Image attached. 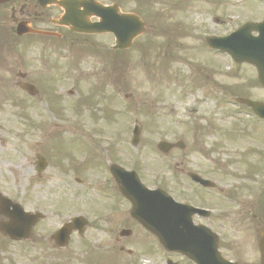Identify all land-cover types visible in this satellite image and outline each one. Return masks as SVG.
<instances>
[{
    "label": "rangeland",
    "instance_id": "374dc122",
    "mask_svg": "<svg viewBox=\"0 0 264 264\" xmlns=\"http://www.w3.org/2000/svg\"><path fill=\"white\" fill-rule=\"evenodd\" d=\"M183 1L184 3H182ZM173 3L178 7L181 5H185V7L179 11ZM240 3V0H155L151 4V12L156 13L158 16L156 25L162 23V28L156 26L151 29L150 37L141 38L138 43L139 47L143 46L140 48V53L136 52L135 54L133 51H129L123 54H114L112 59L123 65L116 73L117 77L105 73L104 70H107L108 63H98L99 66H93L96 61L94 58H89L90 64H82L83 71L89 72L88 83L84 85L87 89L81 85L82 92L87 90L90 94H94L93 104L98 110H93V113L99 115L100 118L103 109L108 105V91L112 95L114 92L108 87L106 95L99 96L100 93L92 89L96 87V82L103 86L104 81L114 82L113 86L120 93V95L117 93L120 101L119 120L118 125L109 122L114 126L113 128L116 126L122 128L123 126L124 166L136 170L150 184L159 180L151 178L147 173L165 172L168 171V166L174 165L170 157H161L156 149L158 140L181 139L194 145L195 139L200 141L195 144L203 146L200 148L202 153L194 154L198 158H201L202 154L214 152L215 149L220 152L221 156H227L229 155L230 139L223 136L221 139L218 129L227 130L232 129L234 125L259 124L256 118L248 119L244 114H236L233 110L238 107L223 102L222 83L230 81L229 77H226V71L215 75V79L210 80L215 83L219 82L220 87L218 88L210 84L208 87L204 85L198 89L187 86L193 77L197 78L194 67L203 65V62L209 59L208 47L205 44L207 33H228L238 18L249 19L251 16L260 17L263 14L261 4L259 7L253 8L255 0H242V4ZM189 4L192 5L186 6ZM177 14L179 15L176 16ZM248 14L251 15L248 16ZM182 24H187V26L182 27ZM171 30H174L173 33L181 38L179 42L181 45L175 48L177 50L175 54L172 53L173 50H168ZM149 38L154 39V45L149 46ZM171 44L174 45V42L171 41ZM145 47L149 52L159 49L162 55L171 53L176 57L164 60L165 70L161 73L157 72L158 76L153 77L154 71L151 70L150 65V60L153 58L146 55ZM38 50V48H30L23 54V50L20 48L22 57L16 54L9 55L8 50H2L0 54V66H2L0 68V191L23 202L28 209L42 207L47 211L48 218L38 231L40 240L42 239L41 242L33 245L32 243L12 244L6 249L5 242H2L0 264H91L92 262L93 264H105V262L110 264V260L95 259L92 261L90 260L91 256L87 257L85 253L104 252L106 246V244H102L101 247L95 245L96 238H89L88 235H85V239L75 236L71 244L63 251L54 250L52 243L48 242L50 235L74 212L70 205L56 201L60 195L67 198L68 195H64V193L68 190L70 192L71 188L67 185L68 179H66L64 183L66 188L60 187L61 191H59L58 197V194L56 196L53 191L56 183L59 185L61 182L59 177L37 181L34 177L35 153L38 142L41 140L44 141V145L42 144L44 148L53 146L59 140H51L49 138L51 132L60 136L63 130H66V128L61 130L58 125H60L59 123L67 124L69 120L72 97L67 95V90L72 88V82L59 81L60 68L51 73L44 72L36 61L39 59ZM46 53L51 54L49 51ZM23 57L31 59V61H24ZM226 59L220 57L217 62H221V65L224 66ZM102 61L104 60L102 59ZM226 62L229 63V60L227 59ZM99 69L101 74H99ZM156 70H159V65L156 66ZM20 71L30 73L29 80L32 79L33 84L39 89L43 88L44 93H40L37 97H31L21 90L17 85L20 81L18 76ZM251 75L252 72L243 67L237 71L235 82L246 81L245 85H248L247 78ZM154 79L157 80L155 83ZM45 90L49 92L55 90V95L60 97L47 95ZM64 91L66 96H64ZM262 92L257 87L249 93L254 97L261 98L264 96ZM60 106L61 109L66 110L63 112L65 116H59L55 111ZM126 107H134L135 110L127 111ZM128 119L130 122L127 121L125 126L123 123ZM134 119L143 127L141 143L137 148L131 145L130 140ZM87 121L89 122L88 119ZM98 123L104 124V121L100 120ZM105 123L108 126V132L111 133L113 128L110 129V123ZM208 123L218 127L217 131L209 128ZM58 130L60 132H57ZM258 135L259 132L256 133L257 138ZM123 137L120 136V140H123ZM204 143L206 144L204 145ZM176 157L177 160L181 159L182 153L177 152ZM195 159L197 158L195 157ZM45 191L51 192L52 200L45 198L48 197ZM123 257L127 258L125 255ZM140 263L144 264L143 261Z\"/></svg>",
    "mask_w": 264,
    "mask_h": 264
},
{
    "label": "flooded vegetation",
    "instance_id": "af4514ba",
    "mask_svg": "<svg viewBox=\"0 0 264 264\" xmlns=\"http://www.w3.org/2000/svg\"><path fill=\"white\" fill-rule=\"evenodd\" d=\"M25 8V7H24ZM22 10V18L26 22L40 26L52 25V19L58 17L61 10L57 7L32 8ZM100 169L109 173L108 164ZM75 172V169H72ZM250 176V175H249ZM252 177V176H250ZM194 205L199 202L212 203L220 210L207 216L197 215L194 222L205 225L217 235L218 246L225 257L236 264H264V188L256 179H244L232 183L228 189H221L216 184L213 188L198 186L189 198ZM93 226V224H91ZM224 241L221 243V241ZM220 245H223L221 248ZM168 260L178 264H194L176 253H167Z\"/></svg>",
    "mask_w": 264,
    "mask_h": 264
},
{
    "label": "water",
    "instance_id": "95a60500",
    "mask_svg": "<svg viewBox=\"0 0 264 264\" xmlns=\"http://www.w3.org/2000/svg\"><path fill=\"white\" fill-rule=\"evenodd\" d=\"M240 33H243V29L240 30ZM238 35V33H237ZM229 47H232L230 44L227 43V48L236 52L239 50L238 49H234V48H229ZM235 47V46H233ZM157 195V194H156ZM158 197L153 195L152 198H149L146 202H148V204L150 205H153V206H156L158 210H165V208H167L168 205L171 206V204L167 201H161V200H158L157 199ZM9 204V203H8ZM14 205V204H13ZM138 207L140 205H142L140 203V205L137 203ZM23 213H21V211L18 209V207L14 206V212H13V215H12V223L10 224L9 226V232H16L15 229H18V228H23V230L25 231L28 227L29 224H31L32 222H34L36 216H33V217H27L26 215H22ZM21 216H22V219H21ZM22 220L24 222V225L22 227Z\"/></svg>",
    "mask_w": 264,
    "mask_h": 264
}]
</instances>
